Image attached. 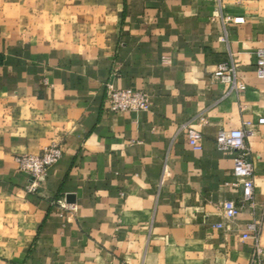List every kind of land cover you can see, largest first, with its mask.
Instances as JSON below:
<instances>
[{"label":"crops","instance_id":"crops-1","mask_svg":"<svg viewBox=\"0 0 264 264\" xmlns=\"http://www.w3.org/2000/svg\"><path fill=\"white\" fill-rule=\"evenodd\" d=\"M258 49L264 0H0V264H247L253 219L264 245ZM230 54L242 91L212 77ZM108 83L150 109L112 113ZM232 128L249 131L254 206L215 229L241 192L215 144ZM52 144L61 158L31 190L15 156Z\"/></svg>","mask_w":264,"mask_h":264},{"label":"built area","instance_id":"built-area-1","mask_svg":"<svg viewBox=\"0 0 264 264\" xmlns=\"http://www.w3.org/2000/svg\"><path fill=\"white\" fill-rule=\"evenodd\" d=\"M220 2L221 0H217ZM235 23L243 22L242 17L233 19ZM225 41L224 37H220ZM255 74L258 78L264 79V51L258 49L255 52ZM213 79L227 86L228 91H242L246 88L243 82L237 79L235 63L230 54V62L220 63L212 73ZM108 109L112 113L147 111L150 109L148 94L142 90L132 88L117 89L111 83L107 84ZM258 123H264L263 118L258 119ZM249 124V123H245ZM188 143L195 150L202 148V135L199 130L192 125L186 126ZM249 131L245 128L220 129L215 137V144L218 150L229 153L233 156L232 175L234 177V187H239L240 197L238 200L224 199L219 205L222 213V221L214 223L215 229H230L237 215L243 207L254 205V167L250 161V149L246 144ZM62 155L59 145H49L37 155L21 154L15 156V161L21 171L26 172L31 177L29 189H35L39 181L47 174L48 169L54 165ZM62 208L75 211L74 205L65 204L58 200ZM259 227L256 222L246 224L244 231L239 234L241 241H250L251 251L247 264H264V245L259 242Z\"/></svg>","mask_w":264,"mask_h":264},{"label":"water","instance_id":"water-1","mask_svg":"<svg viewBox=\"0 0 264 264\" xmlns=\"http://www.w3.org/2000/svg\"><path fill=\"white\" fill-rule=\"evenodd\" d=\"M67 202H68V203H73V202H74V201H73V196L68 195V197H67Z\"/></svg>","mask_w":264,"mask_h":264},{"label":"rangeland","instance_id":"rangeland-1","mask_svg":"<svg viewBox=\"0 0 264 264\" xmlns=\"http://www.w3.org/2000/svg\"><path fill=\"white\" fill-rule=\"evenodd\" d=\"M39 182H40V181H39ZM37 185H38V184H37ZM37 185H36V187H37ZM60 201H62V200H60ZM57 203H58V200H57ZM58 204H59V203H58ZM253 206H254V205H253ZM253 206H252V208H253ZM243 208H244V207H243ZM252 221H253V222H256V225L259 227V223H258L259 221L253 219V220H251L250 222H252ZM248 223H249V222H248Z\"/></svg>","mask_w":264,"mask_h":264}]
</instances>
